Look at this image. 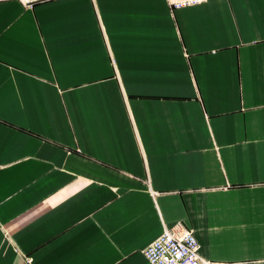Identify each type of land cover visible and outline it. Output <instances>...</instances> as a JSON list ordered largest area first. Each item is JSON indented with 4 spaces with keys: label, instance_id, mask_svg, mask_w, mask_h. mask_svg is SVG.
<instances>
[{
    "label": "crops",
    "instance_id": "0c3cea01",
    "mask_svg": "<svg viewBox=\"0 0 264 264\" xmlns=\"http://www.w3.org/2000/svg\"><path fill=\"white\" fill-rule=\"evenodd\" d=\"M170 1L0 0V264H264V0Z\"/></svg>",
    "mask_w": 264,
    "mask_h": 264
},
{
    "label": "built area",
    "instance_id": "2783aa9c",
    "mask_svg": "<svg viewBox=\"0 0 264 264\" xmlns=\"http://www.w3.org/2000/svg\"><path fill=\"white\" fill-rule=\"evenodd\" d=\"M24 9L50 0H15ZM207 0H171L172 9L201 4ZM198 245L190 230L164 229L142 252L148 264H207L197 254Z\"/></svg>",
    "mask_w": 264,
    "mask_h": 264
}]
</instances>
